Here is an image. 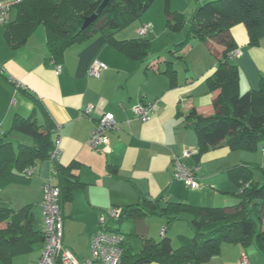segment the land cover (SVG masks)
Masks as SVG:
<instances>
[{
  "label": "crops",
  "instance_id": "1",
  "mask_svg": "<svg viewBox=\"0 0 264 264\" xmlns=\"http://www.w3.org/2000/svg\"><path fill=\"white\" fill-rule=\"evenodd\" d=\"M205 1L155 0L147 10L152 11L137 19L138 24L134 25L136 20L115 34L119 40L138 38L142 26L150 24L144 36L150 41L144 60L120 51L102 31L68 47L59 63L51 58L43 24L17 46L8 40L5 27L4 34L0 31V71L8 76L6 79L0 74V134L14 145L33 144L29 132L12 128L16 116L32 117L52 130L55 144L60 140L58 164L71 166L73 179L83 183L72 189L61 207L63 243L80 260L92 257L91 235L99 228L100 214L111 207L123 211L112 227L134 250L133 235L159 241L160 232L161 239L168 236L173 248L180 247L184 237L194 236L192 214L185 213L169 224L160 214L127 218L125 209L147 196L159 199L161 207L167 202H188L225 207L227 212H233L240 199L238 177L231 169L243 164L264 167V143L259 145L260 142L255 150H236L221 139V145L199 157L194 155L198 151V136L187 126V116L193 108L203 115L215 113L219 90H211L207 79L215 70L223 46L216 44L213 49L197 37H190L180 51L176 46L187 38L193 15ZM166 8L184 14L186 20L181 30L169 28ZM17 16L10 15V20ZM230 35L242 50L233 62L239 67V92L244 94L257 89L264 76V35L251 44L248 28L242 22L231 27ZM95 59L106 65L100 78L89 74ZM57 65L62 67L59 74L55 72ZM169 65L176 72L175 82L167 72ZM138 102L154 105L148 121L143 122L133 112L132 107ZM89 105L92 109L87 113ZM106 112L114 113L118 128L108 132L110 142L106 148L95 150L90 144L92 131ZM184 150L194 151L184 159L188 164L200 165L199 188L192 189L174 176V158L182 157ZM50 153L48 158L29 167L34 172H27L28 181L0 184V207L30 206L35 218H40V228L43 185L54 175ZM54 181L59 183L58 170ZM237 197L239 201L233 202ZM262 214L257 228L264 230V209ZM126 219H131V230L124 234L121 224ZM43 245L15 256L12 264H38ZM242 256L248 258L249 264H264V256L255 243L243 246L229 242H223L220 253L204 264H241Z\"/></svg>",
  "mask_w": 264,
  "mask_h": 264
},
{
  "label": "trees",
  "instance_id": "2",
  "mask_svg": "<svg viewBox=\"0 0 264 264\" xmlns=\"http://www.w3.org/2000/svg\"><path fill=\"white\" fill-rule=\"evenodd\" d=\"M102 1L24 0L16 5L17 19L1 26L7 29L8 40L17 46L43 24L47 29L48 50L57 63L68 47L87 40L97 31H102L108 42L123 53L144 60L150 48L147 38L119 40L115 34L139 19L155 0H110L96 20L83 27L86 18L97 11ZM167 15L172 31L183 28L184 14L167 9ZM241 22L248 28L250 43H257L264 35V0H207L195 11L187 38L176 46L180 51L190 37L203 40L213 49L216 44L223 46L218 52L215 70L207 79L211 90H219L215 113L203 115L193 108L187 116V126L192 127L198 136L196 157L221 145V139L236 150H255L258 143L264 141V76L257 89L241 94L239 67L229 58V52L237 45L230 35L231 27ZM167 72L175 82L176 72L171 65ZM0 74L8 79L3 72ZM12 128L29 132L34 143L14 145L0 134V184L28 181L30 177L26 169L48 158L55 146L52 130L41 126L32 117L16 116ZM253 168L264 172V167L258 165L243 164L231 169L238 177L240 199L233 212H227L225 207L198 206L188 202H167L161 207L159 199L151 200L147 196H143L138 204L128 206L124 211L127 218L160 214L169 224L190 213L193 215L190 224L194 236L184 237L178 248H173L168 236L159 241L143 237L140 252H135L128 241L123 242L120 264H204L220 253L223 242L243 246L255 243L264 256V230L257 228L263 218L264 180L255 178ZM57 170L62 207V202L70 198L72 189L83 183L78 178L73 179L71 166L58 164ZM111 228L115 231V227ZM45 238L42 227L35 225V214L30 206L19 209L0 207V264H12L15 256L35 250L44 244Z\"/></svg>",
  "mask_w": 264,
  "mask_h": 264
},
{
  "label": "built area",
  "instance_id": "3",
  "mask_svg": "<svg viewBox=\"0 0 264 264\" xmlns=\"http://www.w3.org/2000/svg\"><path fill=\"white\" fill-rule=\"evenodd\" d=\"M24 0H0V26L10 22L11 11L17 4ZM150 29V24H144L139 33L146 36ZM242 55V50L238 47L229 52V58L234 59ZM106 65L98 59H95L89 66V74L100 78ZM61 65H57L55 72H61ZM154 105L151 103L138 102L133 105V112L143 122L148 121L154 111ZM92 106L87 107V113ZM118 128L115 115L112 112H106L97 120V125L92 131L90 144L95 150L109 144L108 132ZM60 140H57L50 158L53 162V174H57V165L60 159ZM194 154L193 150H184L183 156L174 158V176L183 181L189 187L196 189L200 187L199 182V164H188L184 159ZM33 173L34 168L27 169V172ZM54 175L43 185V223L42 229L45 233V242L41 251L38 264H120L123 253L124 236L112 230V223L121 219L123 211L118 207H111L99 216V228L91 235V245L93 250L92 257L83 260L78 259L73 252L63 243L64 220L63 211L60 204V189L54 181ZM162 233H165L163 228ZM241 264H249L246 256H242Z\"/></svg>",
  "mask_w": 264,
  "mask_h": 264
},
{
  "label": "rangeland",
  "instance_id": "4",
  "mask_svg": "<svg viewBox=\"0 0 264 264\" xmlns=\"http://www.w3.org/2000/svg\"><path fill=\"white\" fill-rule=\"evenodd\" d=\"M17 8L16 7H14L13 8V10H12V12H11V16H12V18L16 15V13H17V10H16ZM152 11V9L151 10H149V11H147L146 13H150ZM154 13H155V11H154ZM145 14V13H144ZM143 14V15H144ZM139 23V20H137L136 21V23L134 24V25H136V24H138ZM134 25H132V26H130V28H132V27H134ZM129 28V29H130ZM4 26H0V31L2 32V34H4ZM5 39V38H4ZM6 41V40H5ZM264 143V141L263 142H260L259 143V145H262ZM253 152H256V151H253ZM253 170H254V172H255V178H257V179H260V180H262L263 178H264V172L261 170V169H259V168H253ZM200 182V181H199ZM186 184V183H185ZM187 185V184H186ZM188 186V185H187ZM189 187V186H188ZM191 188V187H190ZM193 189V188H192ZM236 191H237V189H236ZM235 195V194H234ZM235 197V196H234ZM236 199V198H235ZM238 202L239 200H238V197H237V199L236 200H234L233 202ZM161 216V215H160ZM161 217H164V216H161ZM165 218V220L167 221V218L166 217H164ZM41 223H40V218H35V225L38 227L39 225H40ZM167 224V222L165 223V225ZM130 225H131V219H126L124 222H122V224H121V230H122V232L124 233V234H126V233H129L130 232V230H131V227H130ZM159 232H160V230H159ZM161 233V232H160ZM160 233H159V237H157L158 238V240H160L161 239V235H160ZM152 234H154V233H149L148 235H152ZM193 235V234H192ZM191 235V236H192ZM142 244H143V241H142V238L140 237V236H137V235H133V245L136 247V249L134 250L135 252H140V250H141V246H142ZM184 264H191V263H184Z\"/></svg>",
  "mask_w": 264,
  "mask_h": 264
},
{
  "label": "water",
  "instance_id": "5",
  "mask_svg": "<svg viewBox=\"0 0 264 264\" xmlns=\"http://www.w3.org/2000/svg\"><path fill=\"white\" fill-rule=\"evenodd\" d=\"M109 2H110V0H103L102 3L100 4V6L98 7L97 11L95 13H93L91 16L86 18L83 27H86L91 22L96 20V18L99 16L101 11L108 5Z\"/></svg>",
  "mask_w": 264,
  "mask_h": 264
}]
</instances>
